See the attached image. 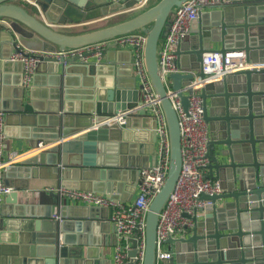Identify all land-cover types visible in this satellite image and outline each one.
Returning <instances> with one entry per match:
<instances>
[{
  "label": "water",
  "instance_id": "1",
  "mask_svg": "<svg viewBox=\"0 0 264 264\" xmlns=\"http://www.w3.org/2000/svg\"><path fill=\"white\" fill-rule=\"evenodd\" d=\"M35 1L39 13L31 11L25 0H0V95L1 108L8 112L4 132L28 139L33 147L39 140L57 142L7 166L5 172L10 175L18 169L19 176L38 177L44 167H50L59 186L131 201L130 194H124L122 189L135 187V169L148 165L147 156L139 165L128 162V157L121 154L130 152L127 149L132 141H142L150 133L155 138V130L142 129L156 127L157 118L144 106L130 113L124 126L114 122L95 128V124L119 110L141 104L142 83L132 64L134 54L130 55V64L115 68L82 62L79 55L41 54L30 89L21 84L22 76L14 80L19 99L11 107L9 72L15 63L21 65L22 72V62L11 58L9 47L54 53L127 33H145L144 62L165 114L171 151L166 180L146 214L144 264H156L160 213L182 167L180 123L160 74V49L175 11L184 0H156L152 4V0H107L92 9L83 0ZM139 7L144 9L92 30L69 32L56 28L94 22ZM213 43H220L218 49L222 52L244 50L249 62H264V0H225L211 10H201L197 27L179 41L178 64L200 69L199 75L204 76L203 53L211 50ZM117 47L116 42H108L101 49L102 55L107 51L108 61L114 60V55L124 59L125 52L117 51ZM170 78L188 107V95L182 87L194 75L174 72ZM201 96L204 118L211 130L209 177L219 179L223 191L201 193L202 199L212 203L188 236L168 239L174 256L163 264H264V66L215 79L201 88ZM148 118L153 119L152 126L145 124ZM18 124L17 130L13 125ZM155 163L156 160L152 164ZM129 167L133 170L129 171ZM26 190V182L16 185L0 205L1 214L9 217L0 231V264H93V244L78 241L71 232L79 229L80 223L76 228L67 221L51 219V205L42 195L38 202H31ZM58 195L56 203L62 206L61 216L65 218L68 207L62 205ZM82 207L78 214L81 217L95 218L101 212L99 206ZM130 240L132 248L128 253L133 258L138 240ZM8 243L17 246L12 255L4 250L3 245Z\"/></svg>",
  "mask_w": 264,
  "mask_h": 264
},
{
  "label": "built area",
  "instance_id": "2",
  "mask_svg": "<svg viewBox=\"0 0 264 264\" xmlns=\"http://www.w3.org/2000/svg\"><path fill=\"white\" fill-rule=\"evenodd\" d=\"M38 7L35 0H30ZM225 0H184L177 7L169 25L160 49V74L165 84L167 94L178 114L181 145L182 167L175 187L163 207L157 226L156 264H163L174 256L173 245L168 243L170 237L181 238L188 236L196 221L203 218L210 199H202L201 193L210 195L223 191L219 179L209 177V143L211 132L208 121L204 118L203 98L201 88L215 79L222 78L228 73L247 68H260L264 62H249L244 50H228L222 52L212 48L203 53L202 71L200 69L184 68L178 64L177 47L180 39L193 31L194 23L198 20L201 10L207 6H215ZM108 42H116L118 46H131L134 49L133 67L142 83L141 104L132 109L119 110L113 115L96 122L95 126L118 123L125 125L127 116L139 107H147L149 112L157 118L156 131L157 159L155 164L142 167L138 180V195L130 202L112 199L108 195L95 191L59 186L56 188L62 196L78 200L87 204L112 208V220L116 226L117 244L113 264H144L146 247V214L149 205L163 186L170 167L171 151L168 128L160 99L148 76L144 62V46L146 34L143 32L119 35L111 40L92 43L80 47L58 50L54 53H44L26 47H17L11 54L14 60L22 62L21 82L26 88L30 87L35 72V66L41 54H54L57 57L81 56L87 61L89 55H102V47ZM174 72L192 73L194 78L182 87L188 95L189 105L185 107L178 91L172 86L170 74ZM6 135L4 132V114L0 111V204L12 187L5 181V171L17 155L15 152L5 154ZM44 140H39L36 150L48 147ZM2 216L0 212V228ZM131 237L138 240L137 254L131 258L129 250L132 248Z\"/></svg>",
  "mask_w": 264,
  "mask_h": 264
},
{
  "label": "crops",
  "instance_id": "3",
  "mask_svg": "<svg viewBox=\"0 0 264 264\" xmlns=\"http://www.w3.org/2000/svg\"><path fill=\"white\" fill-rule=\"evenodd\" d=\"M86 6H88L90 9L96 8L98 6H101V3L106 2L107 0H83ZM27 2L29 9L35 13L38 12V7L33 4L30 0H25ZM214 8V6H207L203 10H211ZM136 9L128 10V11H121L118 13H115L113 15H110L108 17H120L124 18L126 15H129L130 13L134 12ZM137 12V11H135ZM106 17V18H108ZM118 18V19H120ZM105 19V18H104ZM103 20V19H100ZM99 21V20H98ZM97 22V21H96ZM92 22L89 23H80V24H75V25H58L56 26L57 29L59 30H84V27L87 26L88 24H91ZM197 27V21L194 23V28ZM72 28V29H71ZM193 28V29H194ZM1 30L0 28V49L2 48L1 46ZM70 32V31H69ZM212 48H220V43H213ZM6 48V47H5ZM117 51H122L125 52L123 54L124 59L118 60L117 56L114 55V60L108 61L106 57V52H104L103 55H98L92 53L89 55L87 61L82 62H97L98 64H103L106 66L110 67H117V66H127V64H130V55L134 54V49L127 45V46H119L115 48ZM111 50V49H110ZM14 51V48L12 46L9 47V53L12 54ZM131 52V53H130ZM126 59V60H125ZM133 64V62H132ZM186 68V67H184ZM10 80L11 82L9 83V91H8V103L11 107L16 106L18 104V99L19 95L17 92L14 90L17 87L13 84L14 80L20 79V76L22 74L21 72V65L19 64H12V69L10 70ZM136 73V72H135ZM139 78V82L141 81L139 75H137ZM22 84V82H21ZM32 86V83L30 87ZM30 87H28L30 89ZM29 91V90H28ZM20 101V100H19ZM20 103V102H19ZM30 106V105H27ZM0 111L3 112L4 114V130L5 126L8 123V112H5L1 108V95H0ZM146 125L152 126L154 124V121L152 118H148L146 120ZM18 125H13L15 129L18 130L19 126ZM124 126V125H123ZM157 126V125H156ZM99 126H95V128H98ZM142 130H148L146 132H151L152 130L156 131V127H148ZM157 132V131H156ZM6 135V134H5ZM157 141H158V134L156 133L155 138H152V134L148 135L145 139L142 141H132L127 150H130V152L126 151L124 154L121 155H126L128 157V162H131L132 164H142L144 162V155L147 156V162L148 165H151L156 159H157ZM57 141H54L48 146H53ZM40 151V150H39ZM38 150L33 147L29 140L26 138H15L13 136H8L6 135V144H5V154L9 155L11 152H15L17 157L15 161L12 164L19 163L25 159H27L29 156H32L34 154H37L39 152ZM128 152V153H127ZM107 156V155H106ZM147 165V166H148ZM133 170L129 167L128 169ZM138 171L137 173V179L134 184L135 187H133L132 190H129L127 187H124L122 191L125 193H129L131 196V201H133L137 195H138V180H139V167L135 169ZM40 175L38 177H22L19 176V170L17 169L15 172H13L10 175H7L5 172V181L8 185L12 187V190L6 194L1 202L3 204L5 202V199L7 196L15 189L16 185H19L23 182H26L27 184V190L26 193L30 195V201L31 202H38L40 195H42L43 199L51 205L50 210H52V218L51 219H59L61 222L67 221L71 227H76L80 223V228L79 229H74L71 230V232L76 235V239L79 241L81 240L82 242L85 243H92V249L95 259L93 264H113V259H114V253L116 250V244H117V234L115 230V224L112 220V208L104 207V206H99L101 207V212L96 213L98 217L95 218H86V217H81L78 214L81 212V209L83 208L82 206L85 205L86 207H91L92 204H87L78 200H73L70 198H66L62 196L61 194H56L58 191H56V188L59 187L57 184V181L53 178L52 172L50 170V167H44L40 172ZM130 175V174H129ZM217 179V178H216ZM103 193V192H100ZM106 194V193H104ZM57 195L58 197H61L62 199V205H66L68 208H66V213L68 214L67 217H62V206L58 203H56L57 200ZM61 195V196H60ZM121 201H123L120 198H117ZM124 202H130V201H124ZM0 204V205H1ZM98 206V205H95ZM1 211V209H0ZM2 216V225L0 228V231L5 228L6 222L9 219V217H5L1 214ZM11 218V217H10ZM16 221V219H13ZM78 228V227H76ZM4 250L8 253V255L14 254V251L17 249L16 244H4L3 245ZM84 250L86 251V248H88L87 245H85Z\"/></svg>",
  "mask_w": 264,
  "mask_h": 264
},
{
  "label": "rangeland",
  "instance_id": "4",
  "mask_svg": "<svg viewBox=\"0 0 264 264\" xmlns=\"http://www.w3.org/2000/svg\"><path fill=\"white\" fill-rule=\"evenodd\" d=\"M154 1H156V0H152L150 4H152ZM142 9H144V7H139V9H137L135 11H140ZM135 11L130 13L129 15H126V17H124V18L108 17V18H105L103 20H99V21L97 20V22L94 21L91 24H88L87 26L84 27V30H69V31L70 32H82V31L92 30V29H95V28H98V27L106 26V25H109V24H112V23H116L118 21H121V20H123L125 18H128V17L134 15L136 13ZM118 18H120V19H118ZM68 29H70V28H67V30H65V31H68Z\"/></svg>",
  "mask_w": 264,
  "mask_h": 264
},
{
  "label": "flooded vegetation",
  "instance_id": "5",
  "mask_svg": "<svg viewBox=\"0 0 264 264\" xmlns=\"http://www.w3.org/2000/svg\"><path fill=\"white\" fill-rule=\"evenodd\" d=\"M209 127H210V124H209ZM210 132H211V130H210Z\"/></svg>",
  "mask_w": 264,
  "mask_h": 264
}]
</instances>
